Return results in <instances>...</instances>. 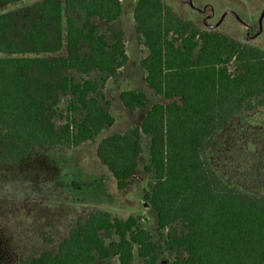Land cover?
Listing matches in <instances>:
<instances>
[{"label": "trees", "instance_id": "16d2710c", "mask_svg": "<svg viewBox=\"0 0 264 264\" xmlns=\"http://www.w3.org/2000/svg\"><path fill=\"white\" fill-rule=\"evenodd\" d=\"M122 11L121 0H39L0 13V168L19 165L36 147L95 141L114 124L106 85L122 78L126 36L111 28L110 42L95 20L113 22ZM134 25L147 50L144 81L169 102L150 106L145 91L122 90L123 106L146 116L102 138L97 156L123 190L149 140L143 200L163 237L135 216L97 210L22 264H134L135 251L143 264L164 254L173 264H264V194L213 162L217 136L264 108V47L204 30L165 0H137Z\"/></svg>", "mask_w": 264, "mask_h": 264}, {"label": "rangeland", "instance_id": "374dc122", "mask_svg": "<svg viewBox=\"0 0 264 264\" xmlns=\"http://www.w3.org/2000/svg\"><path fill=\"white\" fill-rule=\"evenodd\" d=\"M39 0H21L0 6V13L32 6ZM183 17L204 30H216L241 43L264 47V0H165ZM123 11L113 22L99 21L101 30L112 41L111 28L126 36L128 63L122 68L118 83L109 80L106 95L115 118L95 139L75 147L34 148L19 165L0 168V264H22L30 252L55 248L75 222L90 212L103 210L127 219L135 216L140 226L163 237L156 212L143 200L149 175L144 171L148 161L149 140L132 183L123 190L97 156V146L107 135L141 126L147 109L127 110L120 100L125 89L146 92L150 106L169 100L157 94L144 81L140 59L147 54L137 39L134 9L137 0H121ZM60 55H66L64 48ZM0 57H6L0 52ZM179 101V99H175ZM213 162L228 178L247 189L264 194V108L249 114L244 122L234 121L217 136ZM164 254L159 264H173ZM134 264H143L135 251Z\"/></svg>", "mask_w": 264, "mask_h": 264}, {"label": "crops", "instance_id": "0c3cea01", "mask_svg": "<svg viewBox=\"0 0 264 264\" xmlns=\"http://www.w3.org/2000/svg\"><path fill=\"white\" fill-rule=\"evenodd\" d=\"M138 110V109H137ZM131 111H135V110H131ZM145 116H146V113H145ZM103 131V130H102ZM108 136V135H107Z\"/></svg>", "mask_w": 264, "mask_h": 264}]
</instances>
